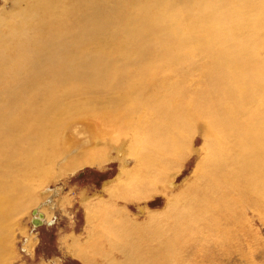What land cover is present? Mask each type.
<instances>
[{
	"label": "bare ground",
	"instance_id": "6f19581e",
	"mask_svg": "<svg viewBox=\"0 0 264 264\" xmlns=\"http://www.w3.org/2000/svg\"><path fill=\"white\" fill-rule=\"evenodd\" d=\"M209 1L190 2L194 9L180 7L181 13L175 16L171 12L163 13L162 19L152 29L162 31L176 26L182 33H187L183 23L200 22L196 14L203 13L201 20L208 22L204 32L211 30V16H223L233 24L251 23L257 29H221L218 20L213 18L212 23L216 24L213 29L219 33L257 30L264 35V0H248L249 3L244 0ZM45 4L43 1L34 4L38 15L46 13ZM63 4L66 7L61 9H70L66 17L70 24L67 22L60 27L48 21L45 24L35 16L32 19L35 27L26 28V31L32 28L29 34H15L14 37L0 34V264L8 251L13 216L16 212L28 210L37 200L36 189L41 190L45 184L37 175L50 161L55 163L73 149L78 154L65 160L67 166L77 162L91 163L89 159L98 164L110 160L107 156L97 155L99 148H106L107 139H110L108 150L117 151L122 165L116 180L121 179V175L132 180V172L146 171H150L149 176L159 178L165 175L171 158L179 157L184 147L191 148L194 127L201 123L204 139L201 149L205 152V161L198 168L199 183L191 187L189 200L212 201L216 211H221L224 217H229L226 210L231 213L225 207L228 201V204H235L244 200V205L250 204L254 210L264 209V58L257 59L240 49L230 53L228 42L214 44L206 41L205 49L195 51V57L206 59L201 66L202 80L218 74L216 83L207 81L205 86L210 85L209 91L204 88L188 98L183 95L169 97L170 92L164 91L161 95L153 93L145 100L141 97L156 90L158 80L160 83L169 75L188 78L193 59H171L170 52L161 49L170 47L168 42H152L147 45L150 50L158 48V55L169 56L159 60L163 62H156L157 66L142 59L151 56L147 53L149 49L147 52H135L136 55L126 53V60L118 61L122 64L120 66H113L117 64L115 60L97 59L99 55L111 57V53L103 50L88 52L87 56L96 58L74 64L63 59L51 60L54 57L50 53L51 47L70 49L86 45L83 29L91 26L92 22L95 34L96 25L106 30L104 27L114 20L123 25L130 23L125 16L131 14L119 10L121 6L113 2L97 1L98 5L110 10L107 14L113 15L111 19L98 14L95 17L96 9L92 2L93 10L82 12V0H64L59 6ZM148 4L147 12L155 8L154 2L149 1ZM239 4L248 7L247 13L251 15L244 17L252 19H241L242 13L246 12L235 11H243L235 9ZM200 6L202 8L198 10ZM142 16H146V11ZM157 18L158 15L155 16ZM140 24L142 22L135 18L134 26L141 28ZM48 26L59 28L53 31ZM66 26L77 27L72 28L75 36L69 38L60 31ZM146 34L151 36L148 32ZM104 39L105 36L101 35V38L91 37L90 40L99 48L104 46L101 44ZM141 40H146L145 34ZM21 45L24 51L19 54ZM188 46H180L177 52L186 55ZM68 53L65 51L63 55ZM77 55L81 56L80 53ZM183 64L187 66L182 67ZM186 68L187 71H183ZM46 78L51 81L44 84ZM94 90L100 95L89 96ZM67 100L72 103L68 104ZM133 118L144 121V133L130 138V120ZM130 161L134 167L128 170L126 166ZM201 176L202 180H208L202 187ZM155 182L152 180V184ZM216 186L219 189L221 186L222 194L218 197ZM38 211L40 218H44L41 210L33 212ZM178 215L181 213H176V217ZM39 224L37 221L34 223ZM129 227L135 230L138 224L130 221ZM140 235L135 234L129 242L130 252L131 249L141 251L142 247L149 250ZM74 244L77 251L80 242L76 240ZM150 251V258L155 260L154 255L159 252ZM84 259L90 264L88 257ZM128 261L130 264L138 263L136 257H130Z\"/></svg>",
	"mask_w": 264,
	"mask_h": 264
},
{
	"label": "rangeland",
	"instance_id": "374dc122",
	"mask_svg": "<svg viewBox=\"0 0 264 264\" xmlns=\"http://www.w3.org/2000/svg\"><path fill=\"white\" fill-rule=\"evenodd\" d=\"M39 1L46 3V13L43 15H38L35 10L34 4ZM63 1L0 0V34L5 33L13 37L15 34H29L35 27L32 20L35 16L45 24L47 21L49 24L53 23L59 27L67 25V22L70 24L66 20L70 9H61L66 7V4L59 6V3ZM82 1L81 12L92 11L94 4L95 17L97 14L107 19L113 17V15L107 14L110 10L97 4L98 0ZM104 1L108 4L110 2L119 4L121 6L119 10L129 12L131 15L125 17L130 20V23L123 25L114 20L110 25L104 27L106 30L101 25H96L97 33L95 34L92 22L91 26L83 29L86 45L73 46L70 49L51 47L50 53L54 57L51 56L50 59H63L74 64L76 61L96 58L87 56L88 52L103 50L111 53V57L99 55L97 59L110 60L111 62L115 60L117 64H113V66H120L122 64H119L118 61L126 60V53L134 55L135 52H147L146 50L149 49L147 45L152 42L157 44L168 42L167 46L170 47L161 49L168 50L172 55L171 59H193L190 63L192 72L189 73L188 78L169 75L160 83L158 80L156 84L159 85L156 90L152 93L149 91L150 93L141 97L145 100L153 93L161 95L164 91L170 92L169 97L183 95L185 98L192 96L197 91H203L204 88L209 91L210 85L205 86L207 81L209 80L211 84L216 83L218 74H212V78L202 80L203 76L200 77L201 66L206 59L195 57V51L205 49L204 42L206 41L210 40L214 44L228 42L230 53L240 49L249 52L257 59L264 58L263 34L258 33L257 30L235 32L227 30L225 33H219L213 29L216 28V24L212 23V19L218 20L221 29L256 28L251 23L233 24L225 20L223 16L222 18L211 16L209 25L211 30L204 32L205 24L208 22L201 20L203 13H197L196 19L200 22L183 23L187 28V33H182L181 28L176 26L171 29L165 28L162 31L152 29L155 28V23L162 19L163 13L171 12L175 16L181 13L180 7L181 9H194V5L190 2L198 0ZM149 1L155 3V8L147 12ZM244 1L249 3L248 0ZM209 3H212V0ZM189 4L190 8H188ZM201 8V6L197 7L198 10ZM235 9L243 10H235L238 12H246L242 13L241 19H252V17H244L251 15L247 13L248 7L239 4ZM145 11L146 16L144 17L142 13L144 14ZM157 15L158 18L155 19ZM114 17L116 18V16ZM121 18L124 17L118 19ZM135 18L142 22L141 28L134 26ZM31 26L32 28L26 31V28ZM48 27L53 31L59 28L57 26ZM72 28L77 27L73 26ZM72 28L66 26L60 28V31L72 38L75 36ZM146 32L152 37H148ZM143 34H145L146 40H141ZM101 35L105 36V39L101 41L104 46L97 48L90 39L91 37L101 38ZM135 43L137 45L134 46ZM185 45H189V52L186 55L178 53L180 46ZM23 47L21 45V48L18 49L19 54L23 53ZM186 48L187 46L184 49L186 50ZM157 49H149L147 53L151 56L142 59L148 60L146 62H151L154 66L159 65L156 62H163L159 60H165L169 56L158 55ZM65 51L69 53L63 55ZM60 53L62 55H59ZM77 53H80L81 56ZM115 53L116 56L113 57ZM181 66L186 67L187 64ZM42 68L45 69V66ZM187 69L183 71H187ZM44 72L50 75V73ZM46 79L43 80L44 84L51 81ZM95 84L99 86L97 82ZM94 88L95 86L90 87L89 91ZM45 89L46 87L43 88V90ZM94 95H100V93L94 90L89 94L91 97ZM67 102H69L68 104L72 103L70 100ZM141 112L142 109L140 114ZM95 119L97 121V115ZM149 120L151 119L149 118ZM143 122V120L138 121L137 118L130 120L131 131L128 135L130 138L143 135ZM202 130V124L196 123L191 148L186 146L182 149V154L179 157H175L173 160L171 158L170 166L164 171L165 175L159 176V178L149 176L150 171H142L143 173L132 172V180H128L122 175L121 179L116 180L122 165L117 151H109L107 148L110 139L106 140V148H99L97 151V155L107 156L110 159L102 164L89 159L91 163L77 162L67 166L65 160L69 159L71 155L74 157L78 154V151L74 149L66 153V155L69 154L67 157L63 155L66 158L62 157L55 163L50 161L37 175L42 183L45 181V184L41 190L37 191L36 189V202L28 210L23 211L24 213L16 212V215L13 216L8 251L4 255L2 264H88L85 257L89 258L90 264H130L128 261L130 257L134 259L136 257L137 264H264L263 208L254 210L250 204L244 205V200H239L235 204H228V201V203L225 202L227 204L225 207L229 208L231 213L226 210L229 217H224L221 211H216L212 201L207 203L189 200L191 187L193 188L194 184L199 183L198 168L205 161V152L201 149L204 145ZM165 149L167 150V146ZM47 167L48 169L45 170ZM126 167L131 170L134 167L133 161L128 162ZM200 179H203L202 176ZM152 180H156V182L152 184ZM202 181L201 187L208 180ZM211 184L215 186L212 181ZM216 191V197L218 194L221 195V186L220 189L216 186ZM35 209L41 210L44 218H40V211L34 213ZM176 213H181V215L176 217ZM36 221L40 224L34 225ZM130 221L138 224V228L130 229ZM135 234L142 235L149 250L143 247L141 251L131 249L130 252L128 250V244ZM76 240L80 242L77 244L79 247L77 251L74 250ZM150 250L159 252L154 255L155 260L150 258Z\"/></svg>",
	"mask_w": 264,
	"mask_h": 264
}]
</instances>
